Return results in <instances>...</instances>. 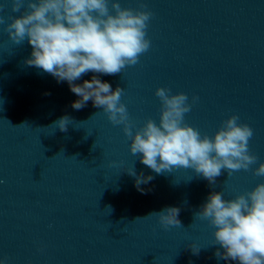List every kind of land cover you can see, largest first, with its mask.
I'll use <instances>...</instances> for the list:
<instances>
[{"label":"water","instance_id":"1","mask_svg":"<svg viewBox=\"0 0 264 264\" xmlns=\"http://www.w3.org/2000/svg\"><path fill=\"white\" fill-rule=\"evenodd\" d=\"M119 2L152 13L150 48L121 73L88 72L75 83L98 75L113 91L123 88L133 133L149 118L159 124L158 87L185 92L192 108L184 123L214 138L238 115L253 129L248 147L257 160L231 175L222 170L214 185L192 168L157 174L132 155L123 125L92 100L74 109L67 81L26 63L32 46L6 29L29 10L27 0L19 12L0 0V264H238L215 255L225 251L215 226L195 213L213 191L230 200L264 182L254 173L264 162V0ZM63 116L66 131L56 124ZM132 167L153 177L143 192ZM167 206L180 208L181 225L148 216Z\"/></svg>","mask_w":264,"mask_h":264},{"label":"clouds","instance_id":"2","mask_svg":"<svg viewBox=\"0 0 264 264\" xmlns=\"http://www.w3.org/2000/svg\"><path fill=\"white\" fill-rule=\"evenodd\" d=\"M24 3L25 0H13V11L19 12ZM109 3L110 0H27L29 10L12 18L6 31L16 44L27 39L32 46L28 65L50 73L57 82H68L78 97L72 103L74 109H82L92 100L95 107L108 114L113 125H123L124 133L132 140V155L142 154L141 162L157 174L171 172L174 167L192 168L214 185L222 170H228L229 175L248 170L257 160L248 147L253 129L238 123V115L224 120L214 138L201 136L198 129L184 123V114L192 108L187 93L158 87L155 94L161 100L159 124L149 118L133 133L127 106L121 102L123 88L117 86L113 91L111 84L98 75L82 84L75 83L88 72L121 73L126 66L137 64L141 54L150 48L146 29L152 13L121 7L119 0H111L113 13ZM2 23L4 17L0 16ZM196 100L194 96L193 103ZM69 121L68 116H63L56 124L66 131ZM127 171L136 177V186L142 192L141 184L153 179L143 173L137 176L134 167ZM254 173L264 176V162ZM179 212V207L167 206L148 216H158L167 228L181 225ZM195 216L215 226V241L225 250H217L218 258L238 264H264V182L230 200L224 199L222 192L213 191ZM191 248L199 254L200 248Z\"/></svg>","mask_w":264,"mask_h":264}]
</instances>
